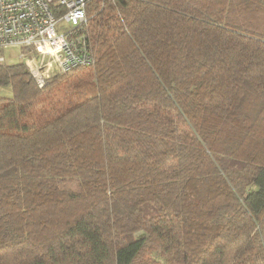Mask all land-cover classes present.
<instances>
[{
    "label": "trees",
    "instance_id": "16d2710c",
    "mask_svg": "<svg viewBox=\"0 0 264 264\" xmlns=\"http://www.w3.org/2000/svg\"><path fill=\"white\" fill-rule=\"evenodd\" d=\"M89 16L94 64L0 63V264H264V0Z\"/></svg>",
    "mask_w": 264,
    "mask_h": 264
},
{
    "label": "built area",
    "instance_id": "2783aa9c",
    "mask_svg": "<svg viewBox=\"0 0 264 264\" xmlns=\"http://www.w3.org/2000/svg\"><path fill=\"white\" fill-rule=\"evenodd\" d=\"M93 0H0V50L16 48L40 86L95 63L88 34ZM118 0H98L99 7ZM142 1V0H136ZM9 59L0 54V63Z\"/></svg>",
    "mask_w": 264,
    "mask_h": 264
},
{
    "label": "rangeland",
    "instance_id": "374dc122",
    "mask_svg": "<svg viewBox=\"0 0 264 264\" xmlns=\"http://www.w3.org/2000/svg\"><path fill=\"white\" fill-rule=\"evenodd\" d=\"M5 56L9 59V61L13 60L15 62L22 61V58H20V54L18 49L12 48V49H7L4 51ZM12 95V90L7 87H1L0 86V96H11Z\"/></svg>",
    "mask_w": 264,
    "mask_h": 264
}]
</instances>
